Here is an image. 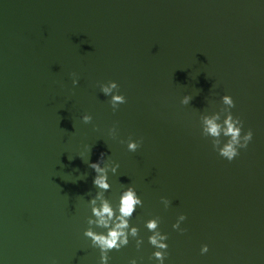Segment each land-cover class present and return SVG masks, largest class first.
Instances as JSON below:
<instances>
[{"label":"water","instance_id":"water-1","mask_svg":"<svg viewBox=\"0 0 264 264\" xmlns=\"http://www.w3.org/2000/svg\"><path fill=\"white\" fill-rule=\"evenodd\" d=\"M229 111L253 133L231 161ZM129 188L107 264H264V0H0V264H100L84 233L108 237Z\"/></svg>","mask_w":264,"mask_h":264},{"label":"clouds","instance_id":"clouds-1","mask_svg":"<svg viewBox=\"0 0 264 264\" xmlns=\"http://www.w3.org/2000/svg\"><path fill=\"white\" fill-rule=\"evenodd\" d=\"M73 85L77 84V80L74 79L72 81ZM113 88H118V85L115 82H110L109 86L107 87H101V91L106 95H110L111 90ZM189 97L184 98V103H187ZM222 101L225 105L228 106L229 109L233 108L234 101L229 95H223ZM125 97L121 94L114 95L111 97L110 105L113 110L116 109V106L119 104L125 103ZM92 117L90 115H84L83 116V122L89 123L91 121ZM218 119V117L213 116L212 118L205 117L203 120V124L206 125L205 131L210 134L212 137H218L220 135L221 126L217 124L215 121ZM224 135L227 137V142L223 145V147L218 148L216 145L219 143V141H216L213 144V149L217 151L218 155L222 158L227 159L228 161L233 160L234 157H236L239 152V148H246L248 143L252 139V131L249 129L247 132H245L243 135H241V127H242V121L238 117H233L232 113L229 111L225 120H224ZM239 125V126H237ZM140 146V141H129L127 144V149L130 152H135L137 148ZM103 153L100 154V158L103 157ZM99 158V159H100ZM88 166L92 168L96 172H103V169L99 166V160L97 162H89ZM119 167V165H117ZM115 171V169L113 170ZM93 184L97 187H102L107 189L109 185L106 183V176L100 175L95 176L93 178ZM165 200L166 204H169V201L167 199L162 198ZM142 201L137 198V194L132 191L131 188H129L128 191H126L123 196L121 197V217H120V224L115 226V229L110 230L108 237H105L103 235H95L91 231H87L84 233L85 236L91 237L94 244H98L100 246V264H107V261L109 259L108 252L116 249L119 250L122 245H127L128 240L126 236H124L123 231H118V229H123L127 227V222L124 220V217H130L134 211H135V205H141ZM93 212L95 215L100 217V223L104 226H107L108 221L104 219V214H107L109 217L112 216V211L109 208L107 204H104L101 210L93 209ZM181 220H185L186 217L184 215H180L179 217ZM173 229H176V225H172ZM147 228L151 230H155L157 228V223L155 220H150L147 223ZM183 232L184 230H180ZM133 235H135L136 230H132ZM121 237H124L121 239ZM149 243L154 246L157 249H167V244L162 243L161 241H165L167 239V235L160 236L158 233L156 235L149 236ZM201 254L206 253L208 251L207 245L201 246ZM154 258L160 262V264H163L164 258L167 255L165 251H154L152 253ZM129 264H136V260H131Z\"/></svg>","mask_w":264,"mask_h":264}]
</instances>
